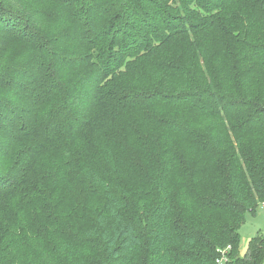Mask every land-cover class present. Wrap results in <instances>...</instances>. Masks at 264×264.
<instances>
[{
    "label": "trees",
    "instance_id": "1",
    "mask_svg": "<svg viewBox=\"0 0 264 264\" xmlns=\"http://www.w3.org/2000/svg\"><path fill=\"white\" fill-rule=\"evenodd\" d=\"M264 0H0V264H263Z\"/></svg>",
    "mask_w": 264,
    "mask_h": 264
},
{
    "label": "rangeland",
    "instance_id": "2",
    "mask_svg": "<svg viewBox=\"0 0 264 264\" xmlns=\"http://www.w3.org/2000/svg\"><path fill=\"white\" fill-rule=\"evenodd\" d=\"M239 232L241 238L240 254L245 255L251 239L264 232V208H259L257 212H248Z\"/></svg>",
    "mask_w": 264,
    "mask_h": 264
},
{
    "label": "built area",
    "instance_id": "3",
    "mask_svg": "<svg viewBox=\"0 0 264 264\" xmlns=\"http://www.w3.org/2000/svg\"><path fill=\"white\" fill-rule=\"evenodd\" d=\"M260 208H264V201L260 204ZM232 250L231 245L227 246L226 248H222L218 251V257L216 262L218 264H226L227 262L230 261V252ZM264 264V263H263Z\"/></svg>",
    "mask_w": 264,
    "mask_h": 264
}]
</instances>
